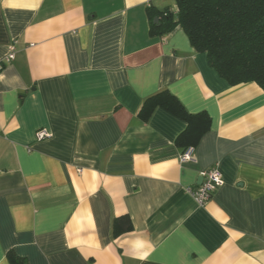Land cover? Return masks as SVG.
Instances as JSON below:
<instances>
[{"label":"crops","instance_id":"0c3cea01","mask_svg":"<svg viewBox=\"0 0 264 264\" xmlns=\"http://www.w3.org/2000/svg\"><path fill=\"white\" fill-rule=\"evenodd\" d=\"M175 0H0V264H264V91L231 86L178 27ZM169 91L212 125L191 160ZM47 129L51 136L37 140ZM188 150V151H189ZM217 167L204 206L190 191ZM80 171V172H79ZM128 216L132 231L113 233Z\"/></svg>","mask_w":264,"mask_h":264},{"label":"trees","instance_id":"16d2710c","mask_svg":"<svg viewBox=\"0 0 264 264\" xmlns=\"http://www.w3.org/2000/svg\"><path fill=\"white\" fill-rule=\"evenodd\" d=\"M177 13L147 8L150 31L165 36L178 27L198 53L228 84L235 87L256 83L264 91V0H175ZM157 20V22L155 21ZM163 109L186 123L176 145L183 151L196 148L209 132L212 120L206 112L189 113L169 91H162L143 103L138 116L143 122L156 109ZM132 231L128 216L116 218L113 233L118 237ZM12 264L25 260L8 254Z\"/></svg>","mask_w":264,"mask_h":264},{"label":"built area","instance_id":"2783aa9c","mask_svg":"<svg viewBox=\"0 0 264 264\" xmlns=\"http://www.w3.org/2000/svg\"><path fill=\"white\" fill-rule=\"evenodd\" d=\"M15 53V45H12L6 60L0 61V72L4 69L5 62L9 63L14 60ZM50 136L51 134L47 129H41L36 134L37 140H44L50 138ZM191 159L190 150H187V152H185L181 157L182 161H190ZM201 176L203 178V184L197 190L190 191V193L198 204L204 206L211 200L213 193L222 186L223 175L221 171L215 167L203 172Z\"/></svg>","mask_w":264,"mask_h":264},{"label":"water","instance_id":"95a60500","mask_svg":"<svg viewBox=\"0 0 264 264\" xmlns=\"http://www.w3.org/2000/svg\"><path fill=\"white\" fill-rule=\"evenodd\" d=\"M157 22V20H155Z\"/></svg>","mask_w":264,"mask_h":264}]
</instances>
